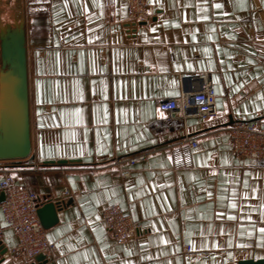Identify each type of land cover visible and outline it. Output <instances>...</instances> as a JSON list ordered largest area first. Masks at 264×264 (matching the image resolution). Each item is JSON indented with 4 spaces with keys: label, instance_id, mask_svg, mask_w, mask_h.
Masks as SVG:
<instances>
[{
    "label": "crops",
    "instance_id": "0c3cea01",
    "mask_svg": "<svg viewBox=\"0 0 264 264\" xmlns=\"http://www.w3.org/2000/svg\"><path fill=\"white\" fill-rule=\"evenodd\" d=\"M147 2L149 18L133 27L128 0H24L32 146L26 158L0 160V180L11 169L41 207L55 204L46 231L56 251L19 262L5 228L0 264H264V159L239 156L229 134L238 120L264 126V0ZM202 75L215 85L214 114L168 119L160 101L199 89ZM186 133L199 145L179 155ZM142 151V161L113 164ZM233 189L237 209L227 208ZM111 203L140 226L124 244L102 219Z\"/></svg>",
    "mask_w": 264,
    "mask_h": 264
},
{
    "label": "built area",
    "instance_id": "2783aa9c",
    "mask_svg": "<svg viewBox=\"0 0 264 264\" xmlns=\"http://www.w3.org/2000/svg\"><path fill=\"white\" fill-rule=\"evenodd\" d=\"M114 0H107L112 4ZM150 16L147 0H128V22L131 26L138 25ZM202 83L195 91H186L180 97H171L160 101V110L168 119L176 117L197 116L202 120L209 119L216 109V89L208 75L201 76ZM232 147L241 157L264 159V126L261 119L234 121L229 127ZM175 149L179 155L190 153L199 145L197 135L186 133ZM148 151L132 155H118L113 164L122 166L125 163L135 164L148 156ZM181 164H185L180 159ZM128 175L129 171H124ZM13 171L4 169L0 180V190L4 195L0 201V212L4 225H0V239L5 228H11L17 237L16 245L9 254L19 262H33L39 253L49 256L56 251L55 244L49 239L43 226L38 210L41 207L36 192L24 184H17ZM102 219L106 223L113 239L118 244L126 243L140 228L129 211L116 203L108 204L102 211ZM190 250V248H188Z\"/></svg>",
    "mask_w": 264,
    "mask_h": 264
},
{
    "label": "water",
    "instance_id": "95a60500",
    "mask_svg": "<svg viewBox=\"0 0 264 264\" xmlns=\"http://www.w3.org/2000/svg\"><path fill=\"white\" fill-rule=\"evenodd\" d=\"M5 12L10 22L4 21ZM27 62L24 0H0V160L23 159L31 153ZM56 162L67 163V160ZM3 198L2 193L0 201ZM38 214L45 228L57 221L56 206L51 201L40 207ZM7 250L0 240V260ZM35 260L45 261L46 254L39 253Z\"/></svg>",
    "mask_w": 264,
    "mask_h": 264
},
{
    "label": "snow or ice",
    "instance_id": "6c2138e0",
    "mask_svg": "<svg viewBox=\"0 0 264 264\" xmlns=\"http://www.w3.org/2000/svg\"><path fill=\"white\" fill-rule=\"evenodd\" d=\"M151 2H152V0H149V3H151ZM158 2H159V0H157V3H158ZM94 5H95V0H94ZM213 7H215L216 9H220V8L222 7V5H221L220 3H216L215 5H213ZM85 11H87V8H85ZM198 19H205V20H207L208 17H206V16H204V17H198ZM168 23H169L168 20H165V21H164V24H165V25H167ZM176 26L178 27V25H176ZM152 30L155 31L154 28H153ZM192 38H193V40L196 39L195 36H193ZM209 39H211V37H209ZM205 51H207V49H205ZM188 66H189V67H192L191 64H189ZM93 71H95V69H93ZM173 83H175V82L173 81ZM79 98H80V99H83V96H80ZM157 111H158V110H157ZM80 113H81V109H80V108H78V107H77V108H74L75 123H77V124H79V123L82 122V117L80 116ZM106 115H107V113H105V116H106ZM160 115H163V113H160ZM105 122H106V121H105ZM209 158H211V157H209ZM223 163L227 164L228 161L225 159V160H223ZM137 184H139V185H144V184H145V181L138 179V180H137ZM244 186H245V188H248V180H247V179L244 180ZM141 193H142V188L139 189V190L133 195L132 198L134 199L136 196H140ZM250 194H251L252 196H255V195H256V189H255V188H251L250 191H245V192L243 193V195H244L245 198H247ZM207 195L209 196V198H211V197L213 196V192L209 191V192L207 193ZM237 195H238V194L236 193L235 189H233V195L228 199L227 208H230V209H237L238 204H237V202H235V201L237 200ZM260 208H261L260 219H261V220H264V204H261ZM221 215H222V214H221ZM242 218H243V217H237V216H233V215H229V216L227 217V219L230 220V221H235V220H237V219H242ZM99 219H100V217H99V216H96V220L98 221ZM247 219H248V220H251L252 218H251V216H248ZM88 223L91 224L92 221L89 220ZM258 231H259V234H260L262 240H264V227L259 228ZM240 234H241V235H244V234H245L244 229H243V225H241V232H240ZM247 235H248V236H251V235H252V232H251V231L247 232ZM160 240H161V242L166 243V241H164V238H163V237H160ZM188 243H192V241L189 240ZM230 244H231V240H229V245H230ZM212 246H213V247H216L215 244H213ZM229 255H230V254H229ZM85 259H87V257H85ZM124 264H131V262H130V261H125Z\"/></svg>",
    "mask_w": 264,
    "mask_h": 264
},
{
    "label": "rangeland",
    "instance_id": "374dc122",
    "mask_svg": "<svg viewBox=\"0 0 264 264\" xmlns=\"http://www.w3.org/2000/svg\"><path fill=\"white\" fill-rule=\"evenodd\" d=\"M5 14H6V12H5ZM5 22H10V21H9V20H6ZM5 22H4V23H5Z\"/></svg>",
    "mask_w": 264,
    "mask_h": 264
}]
</instances>
